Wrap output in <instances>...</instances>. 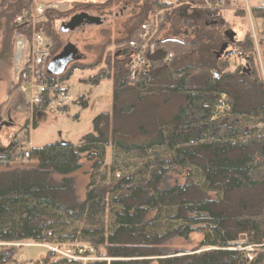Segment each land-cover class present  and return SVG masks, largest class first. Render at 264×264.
<instances>
[{"label":"trees","instance_id":"1","mask_svg":"<svg viewBox=\"0 0 264 264\" xmlns=\"http://www.w3.org/2000/svg\"><path fill=\"white\" fill-rule=\"evenodd\" d=\"M31 3L0 0L1 60L11 55L13 34L28 30L15 20ZM115 3L133 7L122 23L125 36L113 42L122 58L89 80L111 81V110L96 115L92 131L77 143L32 147L33 167L0 172V243L46 242L57 230L77 223L71 233L54 238L59 242L77 238L89 245L96 259L84 264H264V88L253 43L247 36L237 37L236 31L229 41L224 19L180 14L177 30L183 38L162 37L149 65L131 82L128 43L160 9L159 2H74L67 10L108 9ZM252 14L264 18V9L253 8ZM169 19L166 15V22ZM48 23L37 28L51 39L52 58L61 46ZM102 43L106 44L99 47L93 63L75 61L59 76L49 73L50 78L65 82L76 69L101 66L111 42ZM224 44L232 54L218 56ZM234 47L242 50L246 71L241 65L228 71L229 59L237 53ZM167 53L172 54L168 63ZM81 104L85 107L86 100ZM136 114L134 126L121 128L124 118ZM108 147L113 150L108 171L121 174L95 185V177L106 168ZM13 148L11 144L0 157L9 159ZM83 160L91 163L93 173L84 200L74 201L69 175L82 168ZM174 170L186 172L185 181L162 187ZM194 174L200 175L201 186L194 182ZM100 180L107 181L106 171ZM202 194L212 198H201ZM196 231L202 234L199 247L207 250L181 255L156 250L170 237L187 239ZM12 254L13 249L0 251V263ZM52 257L49 252L44 262ZM75 262L52 263L82 264Z\"/></svg>","mask_w":264,"mask_h":264},{"label":"rangeland","instance_id":"2","mask_svg":"<svg viewBox=\"0 0 264 264\" xmlns=\"http://www.w3.org/2000/svg\"><path fill=\"white\" fill-rule=\"evenodd\" d=\"M15 1V0H10ZM25 1V0H24ZM31 5L42 8H49L50 6L57 5L53 11L47 9L45 12L46 20L44 24L48 23L50 25L51 34L55 35L60 41L59 53L67 44H71L74 49L77 50V54L81 55L77 61L82 65H89L93 63L96 59V55L99 53V47L106 43L103 41L109 40L111 44L105 50L106 55L105 63L90 70H79L76 69L73 76L65 81L63 84L69 89L71 94V102L66 109H59L52 106H47L45 112L40 116H32L33 108L27 103L28 99H20L15 94H12V81H13V58L15 55L14 41L12 39V49L11 55L9 57L0 58V104H3V108L0 113V123H4L0 134V151L7 149L11 144L16 145V141L20 140L22 143L27 145L30 143L34 147H42L46 144L55 141H67L71 143H77L82 136L92 131V120L93 118L102 112H110L111 110V96H112V83L110 80H103L98 82L90 83V76H95L101 73L104 69H109L113 66L115 59L122 58L120 56V51L113 44L114 40L125 36V28L123 22L128 16L133 13V7L129 4L115 3L108 9H96L87 8L76 11H69L68 8L72 7L73 3H102L106 0H30ZM251 3H259L260 0H249ZM30 5V6H31ZM29 6V7H30ZM72 9V8H71ZM87 12L91 16L98 17L102 20L101 24L89 25L84 21L83 13ZM184 9H179L170 15V19L161 26L160 36L170 37L174 39L181 40L182 35L178 33V28L181 24L182 17L180 13L185 16L192 15L186 14ZM76 13V14H75ZM74 14V15H73ZM195 16V15H194ZM232 16V15H231ZM166 17V16H165ZM48 18V20H47ZM227 27L230 31H236V35L239 38L247 36L252 40V33L249 25V20L247 15H242L239 19L233 17H227ZM66 22L67 28L70 29L69 32H60L61 23ZM259 26V23L257 22ZM53 29V30H52ZM38 30V28H37ZM261 31V30H260ZM48 37L47 33L43 31ZM2 32H0V40H2ZM163 39V38H162ZM50 43L51 39L48 37ZM252 42V41H251ZM261 43H253L255 49V57L257 60V65L262 78L263 88H264V39H260ZM2 41H0V44ZM257 46V47H256ZM233 51L237 53L232 55L229 59L228 71L232 72L236 70L240 65L246 67L243 64V54L242 50L238 47H234ZM119 55L117 56V54ZM258 54L262 58V63L258 59ZM98 56V55H97ZM108 63V65H107ZM244 65V66H243ZM263 70V75H262ZM102 73H105L102 72ZM100 84H96L99 83ZM14 92H16L14 90ZM88 95V103L85 107L82 106L81 101L83 97H79V94ZM171 105V104H169ZM7 106V108H6ZM135 117V118H134ZM138 115L124 118L126 121L121 123V128L126 129V126H134L137 121ZM37 123V126L33 128V122ZM28 124L27 129L24 126ZM28 130V134L25 133ZM20 135V136H19ZM29 135V137H28ZM113 161V150L111 147L106 148L105 154V169L95 177V185H105L112 179L120 175L121 172H115L110 174L108 171L109 166ZM83 166L80 170L69 175L71 179V191L69 195L74 201H82L85 198L88 184L90 182V177L92 169L91 163L88 161H82ZM34 164L29 160H23L21 158L13 159L9 162L7 166L0 163V172L7 170L23 169L33 167ZM106 171L107 181L103 182L100 180V174ZM196 173V172H195ZM186 172H180L179 170H174L168 173L165 180L162 183V187L168 188L175 184H182L185 181ZM53 178L57 181L61 180L58 175H53ZM194 182L202 185L203 181L198 174H194ZM201 198H212L211 194H202ZM105 227L108 229V219L104 216ZM78 224H73L62 230H57L55 236L46 242H35L32 240H22L13 243H0V251L6 250L10 251L13 249V254L7 262L0 264H40L44 262L46 255L49 254L51 248L59 246L60 251H66L71 249L73 252L78 253L83 251L85 258L84 262L93 261L96 259V255L89 248V245L81 242L77 238L74 241L59 242L56 236L61 234H69L73 229L78 228ZM202 239V234L198 231L190 234L187 239L173 236L166 239L158 248L156 249L162 255H172L177 253L181 255L185 252H190L191 250L197 249L196 252L207 250V248L199 247V243ZM92 249V250H91ZM91 251V252H90ZM59 254H54V257L58 260ZM84 258V257H83ZM68 261V260H67ZM78 262V261H76ZM75 262V263H76ZM83 261L78 263L84 264ZM52 263V262H49ZM55 264V263H54Z\"/></svg>","mask_w":264,"mask_h":264},{"label":"built area","instance_id":"3","mask_svg":"<svg viewBox=\"0 0 264 264\" xmlns=\"http://www.w3.org/2000/svg\"><path fill=\"white\" fill-rule=\"evenodd\" d=\"M156 1L159 2L160 9L146 23L141 25L137 37L128 43L130 51L127 59L129 65V80L131 82L136 81L138 75L149 65L151 57L155 54L162 39L160 30L166 18L165 16H170L179 9H184L185 12L183 13L186 14L194 12L202 13L209 20L221 18L227 21V17H230V15L234 17L238 16L239 18L242 15H247L252 33V43H261L260 39H264V18H255L252 14L253 8L264 9V0H260L259 3H251L249 0ZM47 9H50V7L42 8L31 5L16 17V23L25 25L28 30L16 31L13 34L15 55L13 58L14 76L12 89L17 92L16 96L20 99H28L27 103L33 109L42 106L66 109L71 102V95L62 85L63 82L55 78H50L47 68L51 60L52 44L42 30H37V27L44 24L46 20L45 12ZM171 59L172 54L167 53L164 61L168 63ZM258 59L262 63L260 54H258ZM223 108V105L219 106L220 110ZM25 144L17 140L10 158L3 159L0 157V163H9L11 160L18 158L27 160L30 154V147L28 145L26 147ZM59 246L50 249L53 257L54 254L60 255L58 260L66 259L69 261L84 262L87 259L83 251H79L78 253L73 252L71 249L69 251H60ZM53 260H56V258H53ZM53 260L40 264H53L49 263L53 262Z\"/></svg>","mask_w":264,"mask_h":264},{"label":"water","instance_id":"4","mask_svg":"<svg viewBox=\"0 0 264 264\" xmlns=\"http://www.w3.org/2000/svg\"><path fill=\"white\" fill-rule=\"evenodd\" d=\"M84 19L88 18V24L89 25H93V24H100V19L98 18H89L87 17L85 14H83ZM60 31L61 32H68L70 31V29L67 28V23L63 22L60 25ZM226 36L229 38V41H233V38L235 36V32L233 31H228L226 33ZM173 41H179V40H173ZM227 49V44H224L219 53L218 56L223 54L225 52L226 56H229L230 54H232L231 51H226ZM80 58V56H78L77 54V50L74 49V47L71 44H67L63 50L61 51V53H59L58 55H56L51 62L48 64V73L51 74H55V75H61L63 73V71L65 70V68L70 64L73 63L75 60H78ZM244 70L246 71V67L244 68Z\"/></svg>","mask_w":264,"mask_h":264},{"label":"crops","instance_id":"5","mask_svg":"<svg viewBox=\"0 0 264 264\" xmlns=\"http://www.w3.org/2000/svg\"><path fill=\"white\" fill-rule=\"evenodd\" d=\"M84 3H88V2H84ZM91 3H93V2H91ZM56 9V8H58V9H61V8H59V7H57V5H53V6H50V11H53V9ZM181 14V13H180ZM191 14H194V15H196V16H199L200 14L201 15H204V14H202V13H197V12H194V13H191ZM182 15V14H181ZM230 17H233V18H235V19H239V20H241L238 16L237 17H234V16H231L230 15ZM119 55V53L117 54V56ZM75 61H77V60H75ZM74 61V62H75ZM71 64V63H70ZM69 64V65H70ZM65 70H66V68H65ZM64 70V71H65ZM63 71V72H64ZM75 71V70H74ZM74 71L72 72V74H71V76H70V78L73 76V73H74ZM51 74V73H50ZM53 75H55V74H53ZM55 76H59V75H55ZM91 77V76H90ZM69 78V79H70ZM103 81V80H102ZM64 83V82H63ZM62 83V85L64 86V84ZM101 82H99V83H96V84H100ZM68 91H69V89L66 87V86H64ZM70 93V92H69ZM12 94H15V96L17 95V92H14V90L12 91ZM71 95V94H70ZM88 95H89V93H87V96L86 95H84V94H79V97H80V99H81V97H83L84 99L83 100H86V102L88 103V100H89V98H88ZM17 97V96H16ZM6 108H7V106H6ZM45 112V109H40V108H35V109H33V111H32V116L34 117L35 115L36 116H40V115H42L43 113ZM4 127V123L3 122H1L0 123V134H1V131H2V128ZM28 137H29V135H28ZM59 141V140H58ZM28 147H30V148H32V147H34L32 144H28ZM0 152H3V150L2 151H0Z\"/></svg>","mask_w":264,"mask_h":264},{"label":"flooded vegetation","instance_id":"6","mask_svg":"<svg viewBox=\"0 0 264 264\" xmlns=\"http://www.w3.org/2000/svg\"><path fill=\"white\" fill-rule=\"evenodd\" d=\"M83 14H85L87 17H89V18H93L94 16H91L90 14H88L87 12H83ZM94 18H98V17H94ZM98 19H100V18H98ZM84 21L86 22V24H88V18H86V19H84ZM100 21L102 22V20L100 19ZM101 22H100V24H101ZM93 25H96V24H93ZM61 32V31H60ZM69 32V31H68ZM78 56H80V58H81V55L79 54ZM55 56H53L52 58H51V60L54 58ZM51 60H50V62H51ZM49 62V63H50ZM69 66V65H68ZM68 66L66 67V69L68 68Z\"/></svg>","mask_w":264,"mask_h":264}]
</instances>
